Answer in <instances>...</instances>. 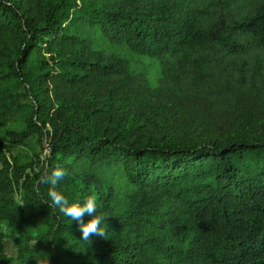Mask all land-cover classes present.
<instances>
[{
  "label": "trees",
  "instance_id": "1",
  "mask_svg": "<svg viewBox=\"0 0 264 264\" xmlns=\"http://www.w3.org/2000/svg\"><path fill=\"white\" fill-rule=\"evenodd\" d=\"M195 101L223 132L178 134ZM58 164L104 237L51 207ZM48 259L264 264V0H0V264Z\"/></svg>",
  "mask_w": 264,
  "mask_h": 264
},
{
  "label": "clouds",
  "instance_id": "2",
  "mask_svg": "<svg viewBox=\"0 0 264 264\" xmlns=\"http://www.w3.org/2000/svg\"><path fill=\"white\" fill-rule=\"evenodd\" d=\"M68 170L59 164L49 173L41 178L42 183H47L51 187L48 196L51 200V207L56 208L60 213L76 222L77 229L81 232V240L90 242L93 235L104 237L106 225L102 214H97V197L95 194L89 195L81 202L76 200L70 202L69 199L58 190V183L68 175ZM91 217L84 222L85 216ZM103 223V228L101 227ZM37 264H49L48 260L38 261Z\"/></svg>",
  "mask_w": 264,
  "mask_h": 264
},
{
  "label": "rangeland",
  "instance_id": "3",
  "mask_svg": "<svg viewBox=\"0 0 264 264\" xmlns=\"http://www.w3.org/2000/svg\"><path fill=\"white\" fill-rule=\"evenodd\" d=\"M32 1V0H28ZM175 111L176 120L179 124L177 132L180 136H214L218 132H223V123H221L225 113L218 114L213 110L212 105L204 101H195L194 103L179 104L177 109L171 108ZM253 110V109H252ZM226 122L224 123V125ZM162 130L175 131L176 129L167 123L162 125ZM1 229L4 234L5 250L9 255H14L15 251L11 244V239L15 236V231L12 227L3 223ZM41 230V227L30 228L32 233Z\"/></svg>",
  "mask_w": 264,
  "mask_h": 264
}]
</instances>
